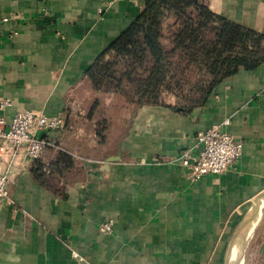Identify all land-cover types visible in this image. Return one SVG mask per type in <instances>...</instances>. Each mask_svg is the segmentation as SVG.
Returning a JSON list of instances; mask_svg holds the SVG:
<instances>
[{"label":"crops","instance_id":"0c3cea01","mask_svg":"<svg viewBox=\"0 0 264 264\" xmlns=\"http://www.w3.org/2000/svg\"><path fill=\"white\" fill-rule=\"evenodd\" d=\"M204 2L264 33V0ZM142 8V0H0V100H11L3 113L68 118L67 130L47 133L53 143L39 159L49 162L59 147L76 158L63 175L47 174L45 185L34 159L0 138V173L12 176L13 201L0 199V264H223L231 234L264 192V62L227 77L187 113L142 105L122 137L100 142L99 112L87 117L100 92L85 71ZM80 88L97 95L74 112ZM225 118L243 142L241 155L221 173L187 179L181 151L196 149L197 131ZM105 219L110 232L98 228ZM261 220L243 264H264Z\"/></svg>","mask_w":264,"mask_h":264},{"label":"trees","instance_id":"16d2710c","mask_svg":"<svg viewBox=\"0 0 264 264\" xmlns=\"http://www.w3.org/2000/svg\"><path fill=\"white\" fill-rule=\"evenodd\" d=\"M142 3L140 13L85 71L91 88L109 94L115 108L114 117L95 114V131L103 143L124 135L128 110L129 117L142 105L180 107L187 113L204 105L227 77L264 62V33L214 13L204 0ZM98 103L88 118L98 111ZM63 119L65 131L68 118ZM75 160L71 151L59 147L47 163L34 159L32 171L47 185V174L63 175Z\"/></svg>","mask_w":264,"mask_h":264},{"label":"built area","instance_id":"2783aa9c","mask_svg":"<svg viewBox=\"0 0 264 264\" xmlns=\"http://www.w3.org/2000/svg\"><path fill=\"white\" fill-rule=\"evenodd\" d=\"M10 105L11 100L8 97L0 100V138L15 149H23L28 158H39L53 143V138L47 133L63 132V116L22 109L7 118L3 111ZM229 122V118H225L208 128L198 130L196 149L186 148L181 151L178 163L185 168L187 179L197 180L207 174L221 173L241 155L243 142L227 130ZM11 180L10 173H0V199L9 204H13L8 188ZM98 228L101 232H110L112 219L101 221Z\"/></svg>","mask_w":264,"mask_h":264},{"label":"rangeland","instance_id":"374dc122","mask_svg":"<svg viewBox=\"0 0 264 264\" xmlns=\"http://www.w3.org/2000/svg\"><path fill=\"white\" fill-rule=\"evenodd\" d=\"M91 89L89 88V90L88 89H84L83 90V89L80 88L78 90V92H79V94L77 95L78 97L72 99L71 103L69 104L71 109L74 112L79 111V110L83 111L84 107L90 106V104L92 103V101L95 99V97L97 95V93H94V91H92ZM97 97H98L97 99H99V103H98L96 108H98V111L100 112L99 115H102V114L103 115H107V113H108L109 116H113L114 117L115 108H114V106L112 105V103L110 101L109 95L108 94H104L103 92H100L97 95ZM166 100H167L168 103H170L171 101H173V98L166 97ZM128 113L129 112H127L126 116H128ZM121 114L125 115L123 113V111L121 112ZM259 217H262V220H261V224H262L264 222V220H263L264 219V208L261 210V214L259 215ZM259 217L257 218L255 224H257V221H258ZM258 223H260V222H258ZM252 225L249 226L248 234L246 236V239H244V244H243V248H242L243 250H242V253L240 255V258L243 255V251H244V247H245V244H246V240L249 237V233H250V229H251ZM251 232H252V230H251Z\"/></svg>","mask_w":264,"mask_h":264},{"label":"water","instance_id":"95a60500","mask_svg":"<svg viewBox=\"0 0 264 264\" xmlns=\"http://www.w3.org/2000/svg\"><path fill=\"white\" fill-rule=\"evenodd\" d=\"M264 202V192L258 194L255 199L253 205L250 207V209L247 211L245 217L242 219L241 223L234 229L233 233L231 234L227 251H226V257L223 264L228 263V257H229V251L231 250V246L236 242L238 237L240 236L241 232L243 230H246L249 226H251L259 215L261 214V207L262 203ZM249 212H251L250 216H248ZM258 215V216H257ZM246 228V229H245Z\"/></svg>","mask_w":264,"mask_h":264},{"label":"bare ground","instance_id":"6f19581e","mask_svg":"<svg viewBox=\"0 0 264 264\" xmlns=\"http://www.w3.org/2000/svg\"><path fill=\"white\" fill-rule=\"evenodd\" d=\"M263 208H264V202H262V208L261 209H263ZM250 214H251V212H249L248 216H250ZM254 224L255 223H253V225L250 229V233H251V230L253 229ZM248 229H249V227L246 230H243L241 232L240 236L238 237V239L236 240V242L231 246V249L233 247V254H232V258L230 259V253H231V250H230L227 264H243V255L241 258H240V255H241L242 250H243L242 248H243V244H244V239H246V236L248 234ZM250 233H249V235H250Z\"/></svg>","mask_w":264,"mask_h":264}]
</instances>
